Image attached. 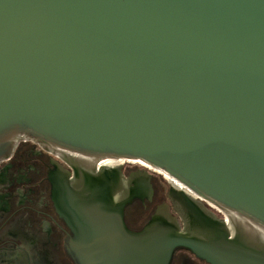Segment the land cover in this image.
<instances>
[{"label":"water","instance_id":"1","mask_svg":"<svg viewBox=\"0 0 264 264\" xmlns=\"http://www.w3.org/2000/svg\"><path fill=\"white\" fill-rule=\"evenodd\" d=\"M19 140L73 170L75 264H264V0H0V160ZM136 162L171 189L132 230Z\"/></svg>","mask_w":264,"mask_h":264},{"label":"flooded vegetation","instance_id":"2","mask_svg":"<svg viewBox=\"0 0 264 264\" xmlns=\"http://www.w3.org/2000/svg\"><path fill=\"white\" fill-rule=\"evenodd\" d=\"M139 169L136 163L121 168L126 186L141 184L146 191L124 207V221L132 230L145 224L155 204L171 189L159 173L147 170V175ZM52 176L71 180L73 170L36 141L19 140L12 153L0 160V264H75L67 252L70 229L52 199ZM129 207L137 211L134 222L128 220ZM169 264L209 263L179 246Z\"/></svg>","mask_w":264,"mask_h":264},{"label":"rangeland","instance_id":"3","mask_svg":"<svg viewBox=\"0 0 264 264\" xmlns=\"http://www.w3.org/2000/svg\"><path fill=\"white\" fill-rule=\"evenodd\" d=\"M126 214H127L129 221L134 222L135 220H137L138 214H137V211L134 207H129L127 209ZM141 217H143V216H141ZM138 221H139V219H138Z\"/></svg>","mask_w":264,"mask_h":264},{"label":"bare ground","instance_id":"4","mask_svg":"<svg viewBox=\"0 0 264 264\" xmlns=\"http://www.w3.org/2000/svg\"><path fill=\"white\" fill-rule=\"evenodd\" d=\"M123 161L121 160H109V159H104L102 161H99V163H102V164H107V165H115V164H118V163H122ZM136 164L140 165V162H136ZM144 165V164H143ZM146 166V165H145ZM147 167V166H146ZM154 172V171H153ZM168 181H170V183H172V181L170 179H168ZM173 184V183H172Z\"/></svg>","mask_w":264,"mask_h":264},{"label":"trees","instance_id":"5","mask_svg":"<svg viewBox=\"0 0 264 264\" xmlns=\"http://www.w3.org/2000/svg\"><path fill=\"white\" fill-rule=\"evenodd\" d=\"M138 165V164H137Z\"/></svg>","mask_w":264,"mask_h":264}]
</instances>
